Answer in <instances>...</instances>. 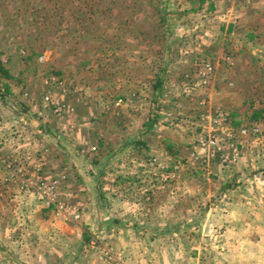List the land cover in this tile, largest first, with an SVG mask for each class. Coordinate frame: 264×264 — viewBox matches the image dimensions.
I'll return each mask as SVG.
<instances>
[{
	"label": "rangeland",
	"instance_id": "obj_1",
	"mask_svg": "<svg viewBox=\"0 0 264 264\" xmlns=\"http://www.w3.org/2000/svg\"><path fill=\"white\" fill-rule=\"evenodd\" d=\"M0 64V264H264V0H0Z\"/></svg>",
	"mask_w": 264,
	"mask_h": 264
},
{
	"label": "trees",
	"instance_id": "obj_2",
	"mask_svg": "<svg viewBox=\"0 0 264 264\" xmlns=\"http://www.w3.org/2000/svg\"><path fill=\"white\" fill-rule=\"evenodd\" d=\"M0 72L6 74V76H9V72L7 69L4 68V66L2 64H0ZM162 80H159L158 84L159 86L162 84Z\"/></svg>",
	"mask_w": 264,
	"mask_h": 264
},
{
	"label": "built area",
	"instance_id": "obj_3",
	"mask_svg": "<svg viewBox=\"0 0 264 264\" xmlns=\"http://www.w3.org/2000/svg\"><path fill=\"white\" fill-rule=\"evenodd\" d=\"M61 110H62V108L57 105L56 106V111H61Z\"/></svg>",
	"mask_w": 264,
	"mask_h": 264
},
{
	"label": "crops",
	"instance_id": "obj_4",
	"mask_svg": "<svg viewBox=\"0 0 264 264\" xmlns=\"http://www.w3.org/2000/svg\"><path fill=\"white\" fill-rule=\"evenodd\" d=\"M7 248V247H6ZM1 255V254H0ZM41 258H42V256H41Z\"/></svg>",
	"mask_w": 264,
	"mask_h": 264
}]
</instances>
